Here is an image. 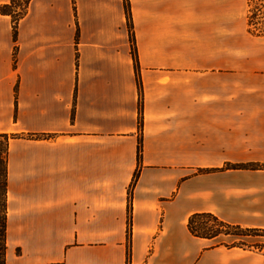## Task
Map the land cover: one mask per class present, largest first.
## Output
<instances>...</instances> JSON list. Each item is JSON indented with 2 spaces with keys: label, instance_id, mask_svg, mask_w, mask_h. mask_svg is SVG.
Masks as SVG:
<instances>
[{
  "label": "crops",
  "instance_id": "0c3cea01",
  "mask_svg": "<svg viewBox=\"0 0 264 264\" xmlns=\"http://www.w3.org/2000/svg\"><path fill=\"white\" fill-rule=\"evenodd\" d=\"M186 1L129 0L141 133L122 0H29L15 37L0 13L3 264H264L186 227L264 228V167H227L264 164V38L244 0Z\"/></svg>",
  "mask_w": 264,
  "mask_h": 264
},
{
  "label": "trees",
  "instance_id": "16d2710c",
  "mask_svg": "<svg viewBox=\"0 0 264 264\" xmlns=\"http://www.w3.org/2000/svg\"><path fill=\"white\" fill-rule=\"evenodd\" d=\"M29 0H9L7 3L0 4V13L9 14L12 21V30L15 37V28L17 21L25 13L27 9ZM122 8L125 17V23L128 33V41L130 47V55L133 61L134 68V77L135 83L138 92V108H137V130L138 133H141L143 116H142V103H141V94H142V85L140 79V73L138 69V60H137V51L135 45V38L132 32V19L129 0H122ZM74 15H75V9ZM250 23V22H249ZM252 31V30H251ZM77 34V33H76ZM77 39V38H76ZM76 59V53H75ZM140 97V100H139ZM1 137H6L5 141L0 140V264H3L5 261V232H6V161H7V143L8 139L12 135L5 133H0ZM142 150V143L140 135L137 139L136 146V160L137 163L140 161ZM227 167L230 168H262L264 164L259 163H232L228 164ZM200 171H207V169H200ZM137 174H134L131 185L135 182V177ZM128 216L127 221L128 225L130 224V191L128 193ZM186 227L188 231L198 237L211 238L215 241L216 245H237L242 246L244 238L251 235L252 233L257 234L258 232H264V228H254V227H242L239 224H232L226 222L211 212H194L190 214L187 218ZM221 236H231L232 240L224 241L219 239ZM129 237V234H128ZM246 246V245H245ZM129 254V250H128ZM128 258V257H127ZM48 264H63L62 262H51Z\"/></svg>",
  "mask_w": 264,
  "mask_h": 264
},
{
  "label": "rangeland",
  "instance_id": "374dc122",
  "mask_svg": "<svg viewBox=\"0 0 264 264\" xmlns=\"http://www.w3.org/2000/svg\"><path fill=\"white\" fill-rule=\"evenodd\" d=\"M236 0H214L217 8H222L225 2L230 3ZM238 1V0H237ZM189 8H193L192 1H186ZM244 3L238 2V7L241 8V12H245L246 29L247 31L257 38H264V0H244ZM224 8V7H223ZM190 10V9H188ZM250 22V23H249ZM252 30V31H251ZM6 137H1V141H5ZM219 239L224 241L232 240L231 236H221ZM243 244L246 246H258L264 248V232L252 233L244 238Z\"/></svg>",
  "mask_w": 264,
  "mask_h": 264
}]
</instances>
